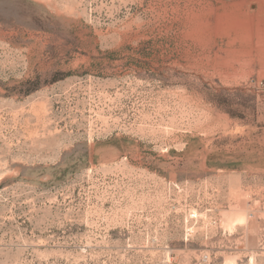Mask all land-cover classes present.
<instances>
[{"label": "rangeland", "instance_id": "374dc122", "mask_svg": "<svg viewBox=\"0 0 264 264\" xmlns=\"http://www.w3.org/2000/svg\"><path fill=\"white\" fill-rule=\"evenodd\" d=\"M0 264H264V0H0Z\"/></svg>", "mask_w": 264, "mask_h": 264}, {"label": "bare ground", "instance_id": "6f19581e", "mask_svg": "<svg viewBox=\"0 0 264 264\" xmlns=\"http://www.w3.org/2000/svg\"><path fill=\"white\" fill-rule=\"evenodd\" d=\"M235 7V5H234ZM232 7V8H234ZM240 7V6H239ZM238 5H237V8L235 9L236 11L235 12H229L227 13V15L225 14L223 17H224V22H220L219 24L222 25V27H225V29L227 28L228 31H230L229 29H235V31H239L240 32V35L243 34L245 37H248L250 36V33L251 31L253 30L254 33H258V30L260 29L258 27V25H255V27H253L254 29H251V26H252V21L251 20H246L244 19L245 17L243 16L242 17V13L240 12L241 9H239ZM241 8V7H240ZM239 9V10H238ZM259 24V23H258ZM218 25V24H217ZM260 26V25H259ZM219 26V28H222ZM218 28V27H217ZM200 30V29H199ZM223 30V29H221ZM201 31V30H200ZM232 31V30H231ZM234 31V32H235ZM252 33V34H254ZM237 34V32H236ZM239 35V33L237 34ZM241 35V37L243 36ZM242 39V38H241ZM249 39V38H248ZM251 39V38H250ZM242 41V40H241ZM246 41V40H245ZM248 41V40H247ZM249 47V46H248ZM238 52V51H237ZM244 52V51H242ZM247 52V51H246ZM250 52V51H248ZM242 55V54H241ZM236 60V59H235ZM239 63V62H237ZM244 63V62H243Z\"/></svg>", "mask_w": 264, "mask_h": 264}]
</instances>
